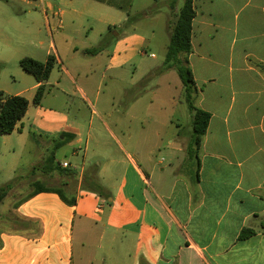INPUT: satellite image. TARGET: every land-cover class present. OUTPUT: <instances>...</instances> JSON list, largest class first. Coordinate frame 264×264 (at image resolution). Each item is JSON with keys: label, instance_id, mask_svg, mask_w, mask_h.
<instances>
[{"label": "crops", "instance_id": "crops-1", "mask_svg": "<svg viewBox=\"0 0 264 264\" xmlns=\"http://www.w3.org/2000/svg\"><path fill=\"white\" fill-rule=\"evenodd\" d=\"M183 2L0 3L2 43L22 59L56 60L47 81L26 72L30 87L0 89L29 102L3 145L14 136L21 150L43 142L49 155L33 186L50 189L14 200L11 190L2 201L0 264H264V0H193L189 64L197 106L211 115L198 154L175 118L188 114L183 89L163 102L173 114H132L142 100V92L131 96L135 74L156 57V25L168 29ZM83 148L80 168L61 164L63 188L41 183L57 180L59 151L79 158ZM9 153L0 189L16 178L19 153L10 145ZM89 154L105 162L87 164ZM245 231L252 234L242 239Z\"/></svg>", "mask_w": 264, "mask_h": 264}, {"label": "rangeland", "instance_id": "rangeland-1", "mask_svg": "<svg viewBox=\"0 0 264 264\" xmlns=\"http://www.w3.org/2000/svg\"><path fill=\"white\" fill-rule=\"evenodd\" d=\"M4 1L5 0H0V3L3 4ZM8 10L10 14H12L11 7L8 8ZM178 14L176 15V17H174V20L173 17L171 18V23L168 29H166L160 22L156 25L157 42H154L152 48V52L155 54L156 57L147 58L141 63L140 68L142 70L149 68V70L144 73V75H141L142 71L140 69L139 73L135 74L136 86L133 88L131 96H135L139 92H142V100L139 104L134 106L132 110V114L134 116L142 118H158L173 114V110L170 107L169 111H166L167 109H165V107L167 104L164 105L163 102L169 103L170 100H173V97L176 99V101L179 100V95L181 94V91L183 89L181 79L176 71H168L162 74H158V71L163 67L167 52V46L170 41L169 33L177 19ZM146 31L149 32V34L151 32L150 29H146ZM14 46H16V44ZM19 56L20 54L17 55L16 52L12 51V48L4 45L2 41L0 42V89L7 90V92L8 90L12 92H17L19 90H23L25 88L30 87L29 79L33 82L32 76L27 75L26 72L21 68L20 61L22 60V57ZM22 77H27L26 86L24 85ZM182 97L181 101L186 106ZM182 112L183 109L180 112L175 113V118L182 119V133L183 135H185L184 138L186 139L185 142L187 144L189 134L192 135L193 133V114L189 111V109L187 115H184ZM94 121L96 127L100 126L99 121L97 119H95ZM145 126L149 127L150 125L145 124ZM133 129L134 132H139L141 128L139 125L133 124ZM3 141L4 138L0 133V173L2 175L8 172L9 168L12 166L14 159V155L11 154L13 153V151L9 153V145L14 147L19 153L16 156V173L13 176V178H15L16 176L13 182L14 187L10 192L11 200H14V195L24 196L30 191L36 189V187L33 186V183L37 179L40 180L39 176L42 175L40 172L42 166L40 165L39 161L41 160V158H43V154H47L48 156L49 153L46 152L43 142L34 143L33 141H28L26 143V146H24L21 150L20 143L18 142V140H16V136L12 138V142L10 144L8 143L6 148L3 145ZM83 154L84 148L79 158H73L71 152L69 151H59L56 155V161L52 164L54 169H56L57 171V180L47 182L41 180V183H47L50 187L61 188V181L64 178H67L64 174L65 171L61 170V164H63L64 161L68 163L72 162V165L69 167V169H72L74 166L77 165H79L80 168L84 162ZM104 162V158L102 157H94L92 154L88 155L87 164L91 163L94 165H98L99 163ZM6 182L7 181H1V183ZM7 206L8 200L4 208H6ZM0 209H2V206H0Z\"/></svg>", "mask_w": 264, "mask_h": 264}, {"label": "trees", "instance_id": "trees-1", "mask_svg": "<svg viewBox=\"0 0 264 264\" xmlns=\"http://www.w3.org/2000/svg\"><path fill=\"white\" fill-rule=\"evenodd\" d=\"M196 16L193 0H185L177 19L170 31V41L167 47L166 57L163 67L159 69L158 74L168 71H176L181 79L183 87V99L193 114V133L190 142V155L198 154L203 137L207 133L211 115L197 106L199 96L194 74L189 64V56L192 53V32L193 20ZM21 68L32 75L38 82H45L50 78L53 69L56 66V60L49 57L46 62H40L32 58L25 57L20 61ZM259 68L263 66L258 64ZM144 84V83H142ZM46 87L40 86L36 92L34 103L41 105ZM29 102L23 96H8L0 91V133L2 135L12 134L19 121L26 115ZM13 182L6 184L0 189V204L13 189ZM50 190L44 187H37L36 191ZM65 202L68 201L61 196ZM252 233L245 231L242 239L247 238Z\"/></svg>", "mask_w": 264, "mask_h": 264}, {"label": "built area", "instance_id": "built-area-1", "mask_svg": "<svg viewBox=\"0 0 264 264\" xmlns=\"http://www.w3.org/2000/svg\"><path fill=\"white\" fill-rule=\"evenodd\" d=\"M69 165L68 164H65L64 167H68Z\"/></svg>", "mask_w": 264, "mask_h": 264}]
</instances>
